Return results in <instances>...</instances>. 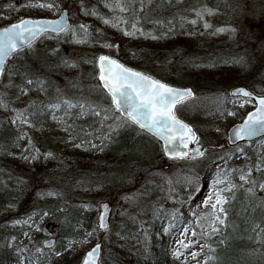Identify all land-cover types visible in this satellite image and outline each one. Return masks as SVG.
Masks as SVG:
<instances>
[{"label": "snow or ice", "instance_id": "6c2138e0", "mask_svg": "<svg viewBox=\"0 0 264 264\" xmlns=\"http://www.w3.org/2000/svg\"><path fill=\"white\" fill-rule=\"evenodd\" d=\"M104 6L112 12L111 19H106L100 16L96 7L86 8L81 2L78 7L83 15L96 16L103 19L105 24H110L113 28L118 29L124 36L128 37H143L144 39H151L153 41H166L167 45L175 49L176 44L170 38L173 36L184 35H219L227 32L232 39H235L238 29L235 27H216L208 19L217 14L218 9L209 7L207 3L202 0H191L187 6L178 7L186 4V0H159L155 8L152 7L154 0H103ZM30 7L33 5H29ZM170 7L173 11L170 15L165 16L163 12L165 7ZM41 8H57L60 12L59 19H21L17 23H12L0 29V85L5 89L15 88L19 95H27L29 91H40L45 94L49 93V82L41 76H36L32 73L29 67L25 64L23 67H16L14 69L6 68V57L18 54L20 51L27 48L32 50L33 42L40 36H48L55 34H71L74 42L87 43L88 38L91 37L89 32V25L79 24L73 26L68 23L65 18V9L54 3H41ZM238 9L244 10V4L238 3ZM246 15L249 16L247 20L248 32L246 33V43L251 41V48L245 50L244 55L236 54L234 56L223 59L225 65L239 66L241 70L249 71L253 77L259 74V82L264 83V0H259V4L253 3L248 6ZM146 25L151 27L146 30ZM202 29V30H201ZM258 30V32H257ZM82 37V38H81ZM105 47H115L119 50V45L104 44ZM59 49L51 48L50 55L59 57ZM175 52H173V55ZM39 56L40 53L36 52ZM136 53H133L135 58ZM27 57V53L25 54ZM60 64L67 68H79L80 63L70 58H60ZM83 63H96V59H82ZM170 62V61H169ZM193 67L218 70L217 62L209 60L207 64L201 65L195 61H190ZM99 76L97 85L94 90L104 93V96L109 101V108H103L98 104H92L87 99L81 97L73 102L72 100L62 98L60 89L57 88V102L41 104L39 106L32 104L23 111L12 109L16 113L12 119L13 124L19 122L20 125H30L32 121L30 117L44 115L45 112L50 114L53 121L62 127L67 137L57 136V141H62L66 144L71 143L75 148L84 147L86 144L92 149L105 151L110 149L113 160L122 165L119 173L113 174L112 181H119L121 183H132L137 179V173L140 171H147L143 169L142 165L146 162L145 156L148 155L147 143L145 137L151 135L157 140H163L164 153L172 160H197L205 157L208 152L207 148L201 146L200 138L192 128L179 120L175 114L177 105L184 102L187 98L194 95L193 90L188 87H174L168 83L163 82L155 76L149 74L147 71L136 70L125 66L118 59H113L109 55H99ZM7 78L8 83L3 84L4 78ZM15 78H20V83L14 82ZM255 84L256 81L254 80ZM19 95L17 98H19ZM228 97L232 98L233 103L239 102V107L243 108L247 104L256 102L254 111H248L246 119L242 123L235 125L231 129V134L228 139L232 141L235 146V154H245V148L239 146L238 141L253 140L255 137H260L264 134V90L262 94L256 95L253 91L247 90V87H236ZM227 99V97L225 98ZM0 105L7 107V103L0 98ZM39 108V112L30 111V109ZM75 112L76 118L86 117L91 115L97 118L100 126L104 131L97 137L99 144L93 143L91 140L79 139L74 125L69 123V118ZM222 115H235L233 111H225ZM219 131V129H217ZM91 135V133H87ZM28 140L27 146L21 152L20 158L28 164L43 163L47 161H56L62 167L66 166V162L59 157L53 150L41 151L31 138L27 137V133H20L17 136V141ZM189 143H194L195 148L189 149ZM19 147V143L16 145ZM221 148L223 145L220 146ZM233 153H229L230 157ZM219 161L227 163L225 157H218ZM56 169H53L54 173ZM253 172L259 174V177L253 176ZM154 175H156L154 173ZM238 175V183L234 177ZM11 179V177H9ZM108 177H103L94 181L77 180L76 185L80 186L83 183H96L103 186ZM200 178L198 176L186 179L188 187L193 188L195 193H199ZM17 192L22 194L27 185L22 180H17ZM168 196H174V188L171 186V181L168 182ZM210 192L202 201L206 208L211 210L205 213L204 221L201 224V218L197 217V223L200 224L205 240L210 239L214 235H221L219 244H224L227 237L224 236V230L228 227L229 211L231 204L237 199V192L243 190L247 193L248 198L255 201L257 199V191H264V163L261 158H257L254 165L247 166L240 169H221L219 164H216V171L212 175L211 183L208 185ZM163 190V188H162ZM36 195L41 198L52 197L57 201H64L66 192L65 185H63L60 178L50 177L47 182L42 183V190L38 191ZM17 199L19 196L16 197ZM125 200H131V197H124ZM189 200H194L195 196L189 195ZM14 205L10 202L9 207ZM86 207V205H82ZM199 207V205H198ZM259 207L264 208V198L260 199ZM103 212L99 217L98 227L107 232L109 230L108 212L109 205L102 204ZM67 206L61 207L59 204L53 209L40 210L39 212H32L24 220H16L17 224H25L31 227H36L39 230L34 217H48L56 211L67 212ZM247 211V209L245 210ZM124 213H121L123 215ZM196 216V213H192ZM132 219H135L134 217ZM175 215L173 216V220ZM72 225V227L79 226ZM176 224L169 222L168 226L164 227L163 231L167 234L174 229ZM141 231L144 233L145 240L148 239V232L141 225ZM189 228L184 226V233H187ZM252 233L248 237L249 240H255L258 243L264 242V224L252 222L248 229ZM28 235V233H24ZM95 234V229L92 231H85L84 237L88 238ZM121 239L126 237L121 236L120 232H116ZM183 235V233H182ZM192 235L196 233L193 230ZM12 241L16 240L13 236ZM54 241L46 242V246H51ZM177 243H184L185 247L188 242L178 241ZM6 247L12 248L17 254L19 264H33L32 257L24 256L27 248L19 249L13 243H8ZM65 249L70 245H63ZM199 252H192L191 256L195 260L197 257H202L197 260V264H215L219 260L216 249L210 244H200ZM101 245L99 243L86 253L81 264H97L99 258ZM207 249V250H205ZM42 252V249H37ZM253 250V254L257 252ZM147 252V248L144 249ZM59 253H57L58 255ZM173 255L179 258L180 253L174 250ZM264 255V254H262ZM186 264V262H185Z\"/></svg>", "mask_w": 264, "mask_h": 264}, {"label": "trees", "instance_id": "16d2710c", "mask_svg": "<svg viewBox=\"0 0 264 264\" xmlns=\"http://www.w3.org/2000/svg\"><path fill=\"white\" fill-rule=\"evenodd\" d=\"M84 1L88 8L96 7L99 13L104 12L103 0H79ZM191 0H186L187 6ZM209 7L218 9L217 14L211 19V22L216 27H235L238 29L235 39L230 35L223 38H218L213 35H193L173 36L170 39L175 42L176 47L172 49L166 41H144L139 39L135 43L125 42L117 31L104 32L101 25H95L96 29L90 32L91 39L95 43L88 55L76 56L74 50L67 47V43L63 42L68 38L67 35L53 36L48 35L43 37L39 42L32 46V50L28 49L19 52L15 58L9 63L7 69L23 67L27 65L32 73L36 76L45 78L50 85L49 93L45 94L40 91H29L27 95H19L17 89H5L0 87V94L3 100L7 103V107L0 106V264H17L18 256L12 248L6 247L8 243H12V237L21 238L20 230L17 226H13V211L17 208L18 201L23 198V195L29 191L26 190L20 194L17 192V178L10 176L6 169L11 166V159L19 155L20 150L24 145L23 141H17V136L20 133H27L19 124H13L10 121L11 116L16 113L12 109H18L20 104L26 108L29 105L48 104L57 102L56 89H60L62 98H66L75 102L81 97L87 99L92 104H98L103 108H109V101L105 98L104 93L94 90L98 81L97 60L99 55H103L105 46L104 42H110L113 45H119V50L113 48L111 53L113 56L121 59L128 65L147 71L150 74L176 85L190 86L192 88H206L215 92L223 93L222 99L218 100L216 106L207 107L202 116H198L201 112L196 109L187 108V102L180 104L177 107V114L182 119L193 124L194 116L204 120L208 128H214L219 123V117L225 111L229 89L245 84L250 86L254 91L262 93L264 83L259 82V74L253 77L249 71L241 70L239 66L231 64L225 65L223 59L234 56L236 54L244 55L246 49L251 48V41L246 43V33L248 32L246 15L250 4H259V0H202ZM159 0H154L152 7L155 8ZM238 3L244 4V10L238 9ZM92 4V5H89ZM173 10L166 6L163 15L168 16ZM27 16H30L29 14ZM84 20H90L95 23L96 16H83ZM16 18H11V22ZM98 22L99 18L96 17ZM8 22L2 23L7 24ZM75 26V25H73ZM151 25H146L148 30ZM202 30V29H201ZM99 31V32H97ZM258 32V30H257ZM102 43V44H101ZM58 48L59 57L51 56V48ZM39 52L40 55H35ZM173 52L175 54L173 55ZM27 53V57L25 54ZM133 53H136L133 58ZM60 58H70L80 63L79 68H67L60 64ZM96 59V63H83L82 59ZM223 58V59H222ZM209 60L217 62L218 70L206 69L204 67H193L190 61H195L201 65L207 64ZM170 61V62H169ZM256 81L254 84L253 81ZM16 84L20 83V78H15ZM3 84H7L8 80L5 77ZM19 95V98H17ZM227 97V99H225ZM23 109V110H24ZM192 112V115L187 114V111ZM30 111L39 112V108L30 109ZM69 118V123L74 125L78 133V139L91 140L96 138L94 142L99 144V137L104 129L101 128L97 118L91 115L86 117L76 118L75 112ZM203 112V111H202ZM31 127L37 134H33V140L39 138L41 151L53 150L65 162L66 166L62 167L56 161H49L50 164L45 165L38 163L37 167L41 172L46 169H56L53 173L54 178L58 177L65 185V192L68 190L74 191L77 194H95L109 191H118L121 187H125L130 183H121L118 180L113 182V174L119 173V169L123 167L118 165L112 158L110 149L99 151L97 149L91 152H85L86 148H78L71 150L65 146L64 142L57 141L58 134L54 133V123L50 114L45 112L44 115L30 117ZM30 126V125H29ZM91 133V135H87ZM93 142V143H94ZM147 143L148 155L145 156L146 162L142 165L147 171H140L137 176H143L151 171L157 164L158 158L163 152L162 143L150 134L145 137ZM19 143V147H17ZM246 149V148H245ZM262 159L264 154H261ZM254 165L257 160L252 156ZM264 160V159H263ZM262 160V161H263ZM194 162V167L191 172L199 174H207L209 172V164L216 161L208 162V160L197 159ZM264 163V162H263ZM256 177L259 174L256 173ZM52 176V175H51ZM11 177V179L9 178ZM108 177L103 186L96 183H83L80 186L76 185L77 180L94 181ZM23 181V180H22ZM238 183V182H237ZM19 196L17 199L16 197ZM257 199L255 201L248 198L247 193L243 190L237 192V199L231 204L229 211L228 227L224 230V236L227 240L224 244H219L221 235L218 238L210 239L209 244L216 249L219 260L215 264H264V242L258 243L255 240H249L252 235L248 229L252 222L264 224V208L259 207L260 199L264 198V191H257ZM10 202L14 205L9 207ZM37 207L40 210L55 208L58 204L63 207L67 206V212L56 211L50 216H60L59 236L61 243L56 248L58 252L65 250L63 245L69 239L77 238L76 231L79 227H85L87 231H92L95 224V211L88 212V209L82 207L83 203L77 204L75 200L57 201L55 198L48 197L37 200ZM247 209V211H245ZM154 210V209H153ZM153 210H149L144 220L140 221L132 219L133 216L124 215L121 218H114L112 222V238H110L109 247L104 248L103 263L104 264H173L169 259V237L160 234V221L166 216L159 214L155 217ZM163 216L162 218H160ZM79 226L72 227V225ZM141 225L148 232V239L145 240L144 233L141 231ZM120 232L121 236L126 239H121L116 235ZM102 234V233H101ZM102 238H104L102 236ZM94 239V237H93ZM14 244V243H13ZM16 245V244H15ZM17 248H19L16 245ZM147 248V252L144 249ZM20 249V248H19ZM253 254V250H257ZM51 255V254H50ZM49 255V256H50ZM49 258V257H48ZM74 260H57L51 261V264H75Z\"/></svg>", "mask_w": 264, "mask_h": 264}, {"label": "rangeland", "instance_id": "374dc122", "mask_svg": "<svg viewBox=\"0 0 264 264\" xmlns=\"http://www.w3.org/2000/svg\"><path fill=\"white\" fill-rule=\"evenodd\" d=\"M81 2H83L84 6L88 8V4L86 5L84 1L79 0H0V27L3 25L2 23L10 21L11 18L19 19L23 16H27L28 14L32 17L47 16L56 18L60 15L57 8L40 7L41 3H54L59 5L61 8L69 9L71 19L75 26H78L79 24L89 25V32L95 30V25H98L99 23L104 32H110L112 30L117 31V33L121 36V39L125 42L135 43L139 39H142L145 42L151 40L144 39L143 37L124 36L121 31L113 28L110 24H105L103 19L100 18V21L98 22L95 17V23L90 20H84V15L80 12L78 7ZM29 5L33 6L30 7ZM103 9L104 12L100 13V16L106 19H111L112 12L104 6V2ZM213 17L214 16L208 17V19L211 21ZM226 35H228L227 32L214 36L223 38ZM64 40L65 41L63 42L68 44L67 47L69 49L71 48L74 50V54L76 56L88 55L91 47L95 44L90 37L88 38L87 43H76L74 42L71 34H68V38ZM106 42H104V44ZM108 44L111 43L109 42ZM104 52L111 54L113 52V48L105 47ZM231 90L232 88L229 89V93ZM195 92V97L189 100L186 106L189 109H196L197 111H200L201 113L198 116H202L207 107H210L211 105L216 106L218 104V100H221L223 96L221 91L215 92L202 87L195 88ZM0 98H2L1 94ZM0 106L2 107V105ZM19 106L20 107L17 110L23 111L25 107L21 104ZM253 107L254 104L252 103L241 108L239 107V102L233 103L231 98L227 101L225 111H233L235 112V115L229 116L221 114L219 117V123L216 124L214 128H208L204 120L194 116L192 125L198 132L201 146L208 149L205 157L198 159H203L204 161L208 160V162L216 161V163L209 164V172L205 175L200 172L199 174L191 172L194 167L193 160H172L169 159L163 151L161 156L158 158L157 164L151 171L143 176H137L136 180L123 188L121 187L118 191L80 195L75 193V190H68L65 196L66 200L73 199L77 204L83 203V205H86L85 208L88 209V212L92 210L95 211V234L91 237L85 238L84 233L87 231L86 228L79 227L76 231V234L78 235L77 238L65 241V244L70 245V247L62 252H58L56 250L61 243L59 236V228L61 224L60 216H48L43 217L42 219L40 217H34L39 225V230H37L36 227L30 228L28 225L15 223L16 220H24L29 214L39 209L36 202L41 198H39L36 193L42 190L43 182H47L50 177L54 178L53 174H51V176L49 173V171H52L53 169H46V171L41 172V170L37 167L38 163L28 164L20 158L21 152L28 144V140L25 139L19 155L10 160L11 166L9 165L8 169H6V171L11 174L10 176L22 178L27 185V190L29 191L18 201L17 208L13 211L14 222L12 225L19 228L21 238H16V240L12 241V243L16 244L20 249L27 248V252H24L23 255L32 257L33 264H51L53 258L57 260H74V262H76L75 264H79L83 255L94 245L95 242L102 240L104 248L109 247L110 238H112V222L114 218H121L124 215H129L133 216L137 220L143 221L149 210L154 209L153 214L155 217L159 216V214L166 215L160 221V234L167 235L169 237L170 261L173 264H185V262L186 264H197V260L202 261V257H197L194 260L191 253L199 252L200 244H209L210 239L212 240L218 238L219 236L214 235L210 239L205 240L202 232L207 229L205 228L202 230L200 224L197 223V217L201 218V224L205 223L203 219L205 213L211 210L210 208L204 207L202 201L210 192L208 185L211 183L212 175L216 171V164L218 163L221 169L246 168L247 166L252 165V156L256 159L258 157L262 159L261 154H264V138L253 143H246L243 145L239 144V146L246 148L245 154L243 155L235 154V146H230L227 143L226 132L228 128L234 123L241 122L246 112ZM189 111L190 110L187 111V114L192 115V112ZM14 117L15 116H11L10 121H12ZM17 124H19V122ZM21 126L24 129H27V137L33 140L32 136L33 134H37V132L29 125ZM53 126L54 133L58 134V136L67 137V134L63 131L62 127L57 125V123H54ZM217 129H219V131H217ZM95 140L96 138L91 139L92 142ZM38 142L39 138H37L34 143L39 144ZM77 142H79V139ZM94 143L97 144V142ZM64 144L65 146L70 147L71 150L78 149L73 147L71 143ZM221 145H223L222 148L220 147ZM37 146L40 147L39 145ZM194 146L195 144L192 145V148ZM81 148H86L85 152H91V150H93L87 144ZM229 153H233V155L229 157ZM218 157H225L227 163L225 164L223 161H219ZM263 162L264 160L262 163ZM44 164L48 166L50 163L47 161L44 162ZM154 173L156 175H154ZM196 176L200 178V191L198 194L195 193L194 187L190 188L186 184V179ZM253 176H257L255 172H253ZM234 179L236 182H239L238 175L235 176ZM169 181H171V186L174 188V196L172 198H169L168 196L167 186ZM189 195L195 196V199L189 200ZM124 197H131L132 199L125 200ZM103 201L109 202L112 206L110 218L111 229L106 235H102L101 230L98 227L99 215L101 213L99 204ZM193 212L196 213V216L192 215ZM121 213L124 214L121 215ZM174 215L175 219L173 220ZM162 217L163 216L160 218ZM169 222L175 223L176 227L165 234L163 229L168 226ZM185 225L189 228L187 233H184ZM193 230L196 233L195 236L192 235ZM24 233H28V235H25ZM102 236L104 238H102ZM50 240H53L55 243L50 247H46L45 243ZM178 241L188 242V246L185 247L184 243H177ZM37 249H42V252H38ZM174 250L179 251V258L173 255ZM57 253L59 254L57 255ZM17 264H19V260ZM25 264H27V261H25Z\"/></svg>", "mask_w": 264, "mask_h": 264}, {"label": "water", "instance_id": "95a60500", "mask_svg": "<svg viewBox=\"0 0 264 264\" xmlns=\"http://www.w3.org/2000/svg\"><path fill=\"white\" fill-rule=\"evenodd\" d=\"M64 9H65V18L67 19V21H68L69 24L73 25L69 10H68L67 8H64ZM59 18H60V15H59L58 17H56V18H51V17H47V16H44V17H29V16H24V17H21V18L15 20V21H12V22H10V23L4 25V26H1L0 29H2L3 27H6V26H8V25H10V24H12V23H17V22H19V20H21V19H53V20H54V19H59ZM52 35H55V34H52ZM60 35H63V33L60 34ZM60 35H59V36H60ZM43 37H45V36H40V37H38V38L33 42L32 45H34L35 43H37V42H38L39 40H41V38H43ZM25 49H27V48H25ZM25 49H24V50H25ZM22 51H23V50H22ZM20 52H21V51H20ZM15 55H16V54H15ZM15 55H12V56L6 57V61H5V63H6V68H7L9 62L14 58ZM104 55H109V54H104ZM109 56H111V55H109ZM111 57H112L113 59H118V58H116V57H114V56H111ZM118 60H119L121 63L125 64V66H127V67H131V66L127 65L125 62H123L122 60H120V59H118ZM97 66H98V69H99V63H98V61H97ZM131 68H133V67H131ZM134 69H136V68H134ZM136 70H138V69H136ZM140 71H142V70H140ZM151 75H152V74H151ZM153 76H154V75H153ZM156 78H157V77H156ZM158 79H159V78H158ZM163 82L168 83V84H170V85H172V86H174V87H180V88L188 87V88H191V87H189V86L176 85V84L169 83V82H166V81H163ZM0 86H1V85H0ZM236 87H247V86H245V85H238V86H235L234 88H236ZM234 88H232L231 92L234 90ZM191 89H192V88H191ZM192 90H193V89H192ZM247 90H249V91H253V90L250 89L249 87H247ZM253 92H254V94H256V95H259V93H256L255 91H253ZM193 93H194V95H195L194 90H193ZM194 95H193L192 97L187 98L186 100H189V99L193 98ZM186 100H185V101H186ZM185 101H184V102H185ZM253 103H254V107L251 108L249 111H254V110H255L256 102L254 101ZM178 105H179V104H178ZM178 105H177V106H178ZM247 112H248V111H247ZM247 112H246V114H247ZM175 114H176V110H175ZM246 114H245L243 120L246 119ZM176 116H177V114H176ZM177 118H178L179 120L183 121L184 123L188 124V125L192 128V130L196 133V136L198 137V134H197V132L195 131V129L192 127V125H190L188 122L182 120V119L179 118L178 116H177ZM243 120H242L241 122H238V123H234V124H232V125L229 127V129L227 130L226 136H227L228 144H229L230 146H234V145L232 144V141L228 139V136L231 134V129H232L235 125L242 123ZM262 138H264V134H262L260 137H255V138H253V140H251V141H249V140L246 139V140L238 141L237 143H238V144H241V143L255 142V141L260 140V139H262ZM160 141L162 142L163 149H164V142H163V140H160ZM192 144H193V143H189V149H192V147H191ZM195 147H196V145H195L193 148H195ZM166 156H167V155H166ZM105 203H107V204L109 205L108 224H109V230H110V217H111V212H112V206L110 205L109 202L103 201V202H100V204H99V209L101 210V213H102V212L104 211L103 208H102V204H105ZM101 213H100V215H101ZM100 215H99V217H100ZM98 224H99V221H98ZM100 230H101V229H100ZM109 230H108L107 232L101 230V232H102L103 234H106V233L109 232ZM50 241H53V240H50ZM97 243H99V244L101 245V249H100V253H99V258L97 259V264H103V263H102V257H103V243H102L101 241H99V242H96L95 244H97ZM95 244H94V245H93L88 251H90V250L95 246ZM45 246H46V243H45ZM46 247H50V246H46ZM88 251H87V252H88ZM87 252H86V253H87ZM86 253L83 255V257H82V259H81V261H80L79 264H81V262H82L84 256L86 255Z\"/></svg>", "mask_w": 264, "mask_h": 264}]
</instances>
